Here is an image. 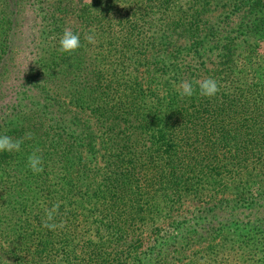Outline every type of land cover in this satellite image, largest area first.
<instances>
[{"label":"trees","instance_id":"1","mask_svg":"<svg viewBox=\"0 0 264 264\" xmlns=\"http://www.w3.org/2000/svg\"><path fill=\"white\" fill-rule=\"evenodd\" d=\"M45 1L0 9V133H33L20 152H0V264H194L190 247L217 226L242 264H264V233L236 237L233 222L222 225L233 199L218 194L234 186L235 204L249 196L264 214L262 3L96 0L86 15L74 0ZM217 3L226 43L214 57L205 25L215 19L203 16ZM71 15L91 24L93 39L78 28L81 47L60 53ZM241 28L257 33L245 68ZM207 77L218 81L215 96H179L181 80ZM37 149L43 170L34 174L26 160ZM187 192L204 200L191 212L202 228L170 238L162 223H180L171 206ZM53 204L62 226L48 230L41 221Z\"/></svg>","mask_w":264,"mask_h":264},{"label":"rangeland","instance_id":"2","mask_svg":"<svg viewBox=\"0 0 264 264\" xmlns=\"http://www.w3.org/2000/svg\"><path fill=\"white\" fill-rule=\"evenodd\" d=\"M74 1L78 3L77 6L79 8V11H83L86 15H90L93 12V8H95L94 3L96 0H74ZM150 1L151 0H148V2ZM257 2H261L262 4L260 5L264 8V0H257ZM254 3L255 2H253V0H244L242 4L243 10L253 8V6L256 4ZM3 4H5V2H3V0H0V9H2L1 7ZM44 5L48 6L45 0H44ZM207 7L210 8L206 12V15L204 14L203 16L204 20L207 19L208 15H211L215 19L214 21L210 20V23H208V25L206 24L207 26L205 25V27H207V30L209 29L210 31V34L207 36V40L209 38V40L213 42L216 45V47H218L213 54L215 57L217 53L220 51L219 50L220 46L226 43V40L223 37L222 33L219 32V29H217V25H219L220 23L219 21L223 20L221 11L224 7L219 3H217V6L213 4ZM9 11H11V9ZM0 14H2L1 11ZM9 14L12 13L9 12ZM75 16L76 15L67 16L65 27L71 26L74 31H76V29L78 28H80L81 30L85 29L86 30L85 37L86 40L88 41L87 36H89L88 33L91 24H87L85 21H80V19L77 20L76 18H74ZM142 18H143L142 20L143 22L146 21V19H150L149 16L146 17V14ZM241 30L243 32H239V33L237 32L240 36L235 43L237 45L236 51L238 52H236V55L239 57L238 61L240 62V60L242 59L241 63H239L240 67L241 66L243 67L245 64L243 59L247 60L246 55L248 54L249 56H252V52L254 51V48L256 46V42H255L256 38L254 37H257V33L255 34L251 30L242 29V28ZM203 33L204 32H202V34ZM261 35L263 36L264 34L261 32ZM243 37L246 38L249 42L248 50L243 52L244 54L241 52V50L243 46L247 45V43L245 44V42L243 41ZM258 45H259L257 49V54L259 55L258 57L264 58V40H260ZM224 51H227V54H225L224 57H229L230 54L229 49ZM224 51L220 52L221 55L224 54ZM247 67L248 66H246V68ZM243 68H245V66ZM247 71L249 73V69ZM255 75H257L256 71L253 70L250 71L249 74L250 77H254ZM259 86L261 85H253L252 87L258 90ZM260 189L261 188H255L253 189L252 192L249 191V194H256L259 192ZM235 193H237V190L234 188V186L222 188L218 191V194L220 196L223 195L226 197H231L230 199H233L232 204L227 206L229 208L225 207L227 213H225L226 217L223 218L224 223L222 225L228 226L231 224V222H233L237 228L235 230L236 237L239 236V233L245 234L246 232H248L245 234V236L247 237L249 236L259 237V233L262 234L264 233L262 230L264 226V214L262 213V210L259 211L258 204L256 205L249 196L243 198V201L245 200L243 207L240 206V203L235 204V201H240V202L242 201L238 197H234ZM203 203L204 200L199 199L197 196H195V193L187 192L185 197L181 200L179 204H174V206H171V208H174L173 210L174 214H180L179 216H177L178 217L177 220L178 221L180 220V223L177 221H173L172 225H169L168 230H166L165 228L166 226L164 222L168 219L167 218L162 223L161 232L165 233L170 238H174L177 236L178 237L177 239L182 238L183 240L187 239L188 236L196 233L197 231L199 232V230L202 228V221L197 219L196 215H192L191 212L194 209H197L199 206L203 205ZM227 217L229 222L226 221ZM210 228L213 230V233L210 236H207L209 240H206V238H202L201 240L202 242H200L199 244L192 245L190 247V250L188 251L189 253L193 251L197 255V256L195 255V257L197 258H195L196 261L194 264H242L240 260V258L242 259V257H240L239 255H237V253H235V251L238 249L228 242L227 238H225V234H222V231L219 230V227L217 226L216 229L212 227ZM241 239H244V236H242ZM196 250L198 251L196 252ZM235 259H239V260H235ZM251 259L253 258L252 257L248 258V260ZM188 260L189 258L187 257H181L176 259V264H185Z\"/></svg>","mask_w":264,"mask_h":264},{"label":"clouds","instance_id":"3","mask_svg":"<svg viewBox=\"0 0 264 264\" xmlns=\"http://www.w3.org/2000/svg\"><path fill=\"white\" fill-rule=\"evenodd\" d=\"M89 42L92 41L91 35L87 36ZM81 47V36L78 31H74L71 26L63 28L58 37L57 51L60 53H71ZM219 91L218 81L213 77H207L195 81L181 80L178 86V94L181 98L192 97L194 93H198L201 97H212ZM33 133L28 131L24 133L23 138L13 139L10 135L0 133V152L18 153L21 151V145L24 139H31ZM26 167L34 174L40 173L43 170V160L39 150L31 152L27 156ZM58 204H53L51 208L44 210V219L41 221V226L48 230L56 229L59 226L54 222V215L58 209Z\"/></svg>","mask_w":264,"mask_h":264}]
</instances>
